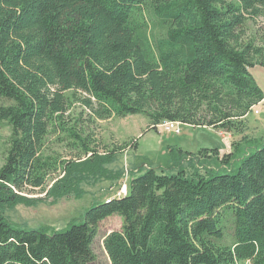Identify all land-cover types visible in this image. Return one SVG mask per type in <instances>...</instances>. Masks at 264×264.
<instances>
[{"label":"trees","instance_id":"16d2710c","mask_svg":"<svg viewBox=\"0 0 264 264\" xmlns=\"http://www.w3.org/2000/svg\"><path fill=\"white\" fill-rule=\"evenodd\" d=\"M259 17L264 0H0V101H8L0 125L11 126L0 166V264H91L109 216L122 221L103 240L110 264H264V142L247 146L244 135L228 153L172 148V165L128 180L126 169L109 166L129 144L100 153L72 127L84 158L62 163L43 152L51 127L66 130L75 99L99 119L140 114L153 128L244 133L264 99L251 73L264 67V49L241 35ZM60 164L63 175L45 187ZM101 179L110 192L125 181L129 191L94 201L65 229L7 218L8 209L40 201L27 189L57 202Z\"/></svg>","mask_w":264,"mask_h":264},{"label":"rangeland","instance_id":"374dc122","mask_svg":"<svg viewBox=\"0 0 264 264\" xmlns=\"http://www.w3.org/2000/svg\"><path fill=\"white\" fill-rule=\"evenodd\" d=\"M244 29L241 43L252 42L255 46L264 49V18L249 20ZM251 73L264 90V67L257 65L251 68ZM68 94L71 95L70 92ZM79 96L77 94V97ZM0 103L7 104L8 101L1 100ZM263 103L264 101L256 104L261 108L259 114L251 112L245 117L244 133L231 132L232 136H230L227 132L208 126L179 124L169 130L162 123L153 128L149 118L140 114L124 117L113 114L110 118L99 119L92 116L80 100L75 99L71 101L69 110L64 115L63 128L66 130L59 125L51 127L45 139L43 152L45 155L57 158L58 162L62 163L67 160H76L78 157L84 158L85 154L81 145L69 133L72 127L79 135L86 138L89 148L100 153L129 144L127 150L119 153L115 162L109 166L113 170L126 169V173L129 172L126 178L128 180L137 173L138 169L145 170L148 167L160 168L172 165L170 153L172 148L177 151L183 149L192 152H197L201 148H218L221 153H228L235 149L233 143L240 141L244 135L248 136L247 146L264 142ZM10 134L11 126L7 121L2 122L0 125V166L5 160ZM135 141L138 143L137 148L133 147ZM60 166L62 164L56 171L50 172L45 187L52 186L63 175V169ZM236 167L237 164L235 169ZM202 168L203 166L200 169ZM188 169L193 171L191 166H188ZM202 172L204 173V169ZM110 182L106 179L85 182L82 184L84 192L81 196H64L57 202H52V198H46L45 191L27 189L24 191L25 195L31 198L38 197L40 201L30 206L18 204L8 209L6 215L10 223L20 228L50 226L53 229H65L73 218L82 216L94 201L106 200L111 195L112 192L108 189ZM121 224L119 216H109L100 223L93 243L96 259L91 264H110L103 240L109 232L120 229ZM226 240L227 243L234 242L233 229L230 227L226 231Z\"/></svg>","mask_w":264,"mask_h":264},{"label":"built area","instance_id":"2783aa9c","mask_svg":"<svg viewBox=\"0 0 264 264\" xmlns=\"http://www.w3.org/2000/svg\"><path fill=\"white\" fill-rule=\"evenodd\" d=\"M264 101V99L262 100ZM261 101V102H262ZM263 106H264V103H263ZM251 112H254L255 114H259L261 112V108L258 106V105H255L253 108H252V111ZM180 123H174V122H165L164 123V127H166L167 129L169 130H172L175 125H179ZM129 189H128V182L125 181L119 188H116L112 191L111 193V196L108 197L106 199L107 202H110L111 199H113V197H121L123 195H126L128 193Z\"/></svg>","mask_w":264,"mask_h":264},{"label":"crops","instance_id":"0c3cea01","mask_svg":"<svg viewBox=\"0 0 264 264\" xmlns=\"http://www.w3.org/2000/svg\"><path fill=\"white\" fill-rule=\"evenodd\" d=\"M263 91H264V90H263ZM228 134H229L230 136H232L231 133L228 132ZM187 151H189V150H187ZM191 152H192V151H191ZM230 152H231V151H230ZM110 187H111V186H110Z\"/></svg>","mask_w":264,"mask_h":264}]
</instances>
